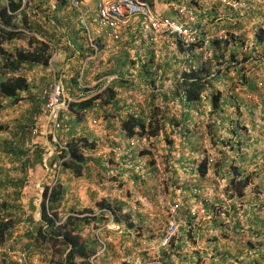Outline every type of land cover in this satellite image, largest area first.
Wrapping results in <instances>:
<instances>
[{"label": "trees", "instance_id": "16d2710c", "mask_svg": "<svg viewBox=\"0 0 264 264\" xmlns=\"http://www.w3.org/2000/svg\"><path fill=\"white\" fill-rule=\"evenodd\" d=\"M6 1V4L0 7V44L4 43V41L13 43L14 40L24 39L23 37H26L27 46L26 48H18L16 46H12V49H8L2 48L0 45V111L4 107L3 101L5 100L9 99L12 104H18L20 101L25 100L26 97L28 98L27 92L30 91V84L25 75L21 73L19 74L18 71L30 69L34 64H39L44 67L48 66L49 60L55 50L58 51L61 49L65 51V49H68L70 50L71 55H75V48H71L70 45L64 41V39L69 38V29L73 26L76 18L79 19L81 16L82 18H84L82 5L85 3L84 0H74L73 2L71 0H53L55 8L50 10V6H47L49 10H46L45 6H43L45 4L43 2H39L35 6L36 11L32 12V16L34 18L28 20L27 9L31 8V5L27 4V1ZM144 1H147L150 3V5H152L153 0ZM209 4H214L215 6L221 7L224 10L222 15L216 14L212 18L208 16V21H211V23L218 18L216 23H213L215 27L214 30L216 32H214L213 38H210L211 40L209 39L211 43L209 42L208 45H211V52L209 48L203 45L205 40L201 38L202 34H199L198 40L196 42H191L188 44H185L177 35H158L162 39L165 38L162 46L159 47V52H161V54H163L164 52L168 53V55L172 57V62L169 61L168 57L160 59L161 57L159 56L160 58L157 59L154 54V49L152 47L149 48V43L146 42V38H149L150 36H148L147 32L143 29L141 18L137 19L138 21L134 22L133 24V31L129 32L123 38V42L119 46L114 47L112 53L104 60L109 62L111 59L110 57H113L115 54L121 53L122 56L124 55L123 59L121 57V59L119 58L118 60H114V73L117 74V78L112 82V85L107 84L104 88L94 94L91 93V95H89L88 93L86 95L87 97L85 98L81 99L82 96H79V99H77L76 101H71L69 103L68 109L65 112H61L63 116H67V118L64 119L65 134L67 136H70V138L65 141L64 148H60L59 146H57L58 156L56 155L55 157H59L60 159V172L68 171L75 177L89 174L90 170L87 166H85V162L88 160H94H92L93 156L87 154L86 152H90L92 149H94L96 144L93 141L87 142L86 137L82 134L75 135L76 131L74 129V123L79 122L81 119L85 118L87 114L93 113L97 115L98 118H102L100 119V121H102V125L104 127L107 126V124L112 125L113 123L109 122L111 113L114 112L112 110V107L116 108L115 104L119 101H122V99L120 98L121 93H123L124 96L130 99L127 105H125L124 102L116 108L119 112L118 119L121 125V130L123 131L122 135L124 136V138H130L135 135L141 137L143 135H146L148 137H155L159 134V132H161V130L164 131V120L162 118H164L166 115L163 114L162 109L159 108L157 104H155L154 94L151 98L148 99L147 102L140 103L139 100L136 99V97L130 95V93L125 92H130V89H138L135 88L133 84V78H135L136 73L134 72L136 68L138 69L139 66L142 71L147 74L146 77L149 76V81L154 82L155 77H157V74L155 73L156 68L164 69V67H169L170 64H179L181 63V61L185 63V65L180 69V72H178L177 70L174 72L173 77L178 78L172 92L170 91L171 94L170 92H168L169 96H165V92H160V94L163 95L165 99L169 100V102H171V99L176 96L178 98L185 99L184 101L188 104H193L199 102L201 97H204V100H208L210 102L213 114L216 113V110L221 107L222 104L235 105L237 109H246L244 112H247L246 115L247 119L249 120V124L250 120H252L251 118L258 115V120L254 123H251V127L249 124L241 122V118H239L238 120H233L234 124H227L228 134L230 135L232 129L234 132L231 135L237 134V136L239 137V139H237L238 147L233 149V152H235V154L237 155L234 159V166H231L230 168H228L227 166L228 169L226 170V165H223L220 172L218 168L214 169L213 167H211L212 158L207 157V155L205 154V149L201 146H194V141L190 140L189 135H187L186 133L188 130L180 132L182 134L181 136H183L184 141L189 146L188 150L194 152L198 157H200V160L197 161L198 163L196 162V165L186 163L185 168L182 169L183 174H191L192 176H196L195 178H197V180H199L200 182L197 181L199 182V184H194L189 183L186 180L181 181L178 177V174L175 173V171L171 170L174 174L171 186L174 185L175 189L179 187V192H176V190H174L172 194L169 193V195H167V199L169 202H173L179 199L180 201H182V206L179 208L178 212L175 215H171L170 218H174L176 220L180 219L182 220V222L177 232L172 236V238L166 245L162 246L161 241L164 237L165 228H167L169 216L168 214L166 216L165 226H163V228H165L162 229V232H159L160 226L157 225L155 227L154 224H147V226L145 222L142 225L137 224L133 221L132 217L128 213H122L123 210L121 206H112L107 202L106 198H101L99 199L100 201L97 200L95 204H93L95 208L107 209L112 212L116 222H123V226L127 225L129 229H136L135 235L133 236V241H135V243L138 242L137 238L144 237L145 235L143 234H146V232L150 235L156 234L154 238L142 239L153 242L157 246V252L155 256L160 264H221V262L224 261V258H229L228 255L231 254H228V252L222 253V250H218L217 247H212V243L215 240H218L216 236L213 237L214 235L204 241L205 248L209 249L211 252L209 256L210 260H208L207 262H203L204 254L200 251V249L194 248L189 256L185 251H187L186 247L188 245L190 247L196 245V232L199 229L201 230L208 228V230L212 229V231H216L215 229H219L223 235L230 232L229 228L227 229L224 222H228L227 224L231 226L230 230L233 233L250 237V239H248L249 241H245L247 242V244L244 243L249 254L252 253V256H248V259L263 258L264 260V216L257 214L258 211L256 210L258 209L256 207H253L252 209L249 208L250 211H248L247 208L244 207V204H241V201H238L239 198L241 199L243 198V196H245V188H247L250 183V178L244 172V167H246L244 160L247 158L240 156V148L243 146L245 149H255L257 139L259 138L258 134H256L257 136L250 135L251 128L254 127L253 129L256 131L264 130V93H260L259 99H257V101H255L253 97H251L249 99L250 102L247 105H243V97L238 96L235 92L231 94V98H229V96H224L219 90L211 93L210 98L204 95V91H207V87L209 86L206 77L214 72H216L217 75V72L220 70L222 74H219V76L223 75V77L226 78L228 77L227 74H230L228 73V71L233 70V77L241 76L242 80H244L245 88L255 90L254 94H258V89L260 87L263 86L264 88L263 57L257 56V58L256 56L250 55L251 53L246 52L245 32H242L240 34L235 33L236 31H240L241 29H244V27H247L249 23L250 26L253 27L252 21L256 20L257 18L259 19L258 10L253 6L257 3L252 0V2H246V7H242L239 9L233 8L230 5H223L220 1L217 0L208 3L207 5ZM86 11H88L91 16H94V20H96V12L94 11V9L90 10L89 6L87 5ZM197 12L198 10L196 11V16L198 26L200 28L202 15L199 16V13ZM262 31L264 32V30ZM263 32H261V34L257 37V41H263L264 43ZM207 34L211 35L212 33ZM81 38L85 42L84 45L86 46L80 47V50H82V53L80 55H82L83 53H87L86 55L92 54L93 48L89 44L88 32L85 28L81 35ZM161 38H159L158 41ZM153 41L155 42V40ZM93 42L98 44L100 48L104 44L102 39L98 37L93 39ZM144 44H146V46ZM156 44H159V42H156ZM203 46H205L204 49H202ZM137 49H139L140 51V53L138 54L139 56L132 57L129 51ZM204 52H206V56L203 55ZM182 53L186 54L187 57H181ZM101 56L103 57V53L101 54ZM255 59H257V61ZM247 60H253L261 64L257 69L259 72L263 73V77H260L259 80L256 81L255 79H250L249 77H247V75L244 76L243 74L239 73L240 68L244 67V62H246ZM94 61L95 60L93 59L89 60V67L94 64ZM103 63L105 62H100L97 73L92 79H97L100 75L102 76V73H100V68ZM80 64L75 65L73 68L74 72L72 71L73 75H75L73 76L72 83H74L76 87H78L80 83H77L76 81L79 72L82 73L81 71L83 70L82 77L86 74L85 64L84 69L81 67L82 64L81 66ZM209 65L213 66L211 70L209 68ZM244 70L245 68H243V72H245ZM236 72H238V74ZM104 73L109 74L111 72H109L107 68V72ZM142 75L140 74V76ZM150 75L152 76L151 78ZM160 78L166 79L163 76H161ZM89 81L90 80H87V82L85 83H89ZM82 83L85 84L84 82ZM140 85L142 87V83H139L138 87H140ZM211 86L212 84H210L209 89L211 88ZM79 91H83L81 87H79ZM85 91L89 92L91 90L85 88ZM35 97H32L35 100V106H33L32 108L34 109L32 111L33 113L36 107L41 102L40 100L35 99ZM125 111L127 112V114H120L121 112ZM33 113H31L32 116L29 117L27 124L24 125L21 123L23 121L20 120L17 121L19 122L17 124H15L14 122V124H12L11 121L4 122L0 120V133H9L13 138L15 136L14 133H16L14 132V130H19L21 132V137L13 139L14 141H16L17 139L20 141L18 144L19 148H16L14 141H12V143L14 142L13 145H11L10 141L7 140L10 149L7 148L6 153L11 155L12 157H15V159H20L18 157L16 158V152L24 156L30 150L34 154V157H32L30 160H25L23 164L24 169L22 168V170L24 171L26 169L28 170V172L24 171L21 178L11 182V184L16 187L17 190V192L14 191V195L11 196L12 202L14 200H19L18 196L21 195L20 188H22L24 182L27 179L25 178L26 173L29 179V193L30 197H32L31 199L29 198L27 200L35 201L33 200V198L39 195V190L35 188V182L44 174L43 157L47 153L48 148L44 144H41L39 142L31 145V147L27 149L20 148L21 143L23 144V142L25 141L26 133L28 132L29 127L35 121V119L33 118ZM94 119L95 118H93V120ZM185 119L188 118L185 117L184 120ZM184 120L175 119L173 120L174 125L180 126L183 125L184 122L185 127ZM228 121L229 120H227L226 122ZM66 123L68 125V128L66 127ZM40 131L41 129L38 133H40ZM200 136L195 135V140ZM212 139H214V137H212ZM230 139V136H228L226 143H231ZM260 140L264 141V137L262 139H259V141ZM167 141L170 145V153H172V151H174V147L171 146L172 141L170 139ZM110 144L111 146L112 144L116 146L118 143L112 142ZM229 148L231 147L229 146ZM249 149H246V151H248ZM260 151L264 159V142L260 147ZM13 153L15 154V156ZM147 153L150 154L151 152H140L139 150H137V148H133L132 155L129 157V159L134 160L135 158H137L138 160L140 159L139 157H144ZM250 156L253 157L254 153L252 152ZM253 160L255 161V158ZM146 161L145 166H148H146V172L148 174H152V176L157 175L159 169L155 165L154 160H150V158H147ZM174 162L178 163L177 160L173 159L172 163ZM252 165L256 166L255 163ZM259 168L263 170L262 167L258 166L257 169ZM211 169H213V180L210 179L209 176H207L210 175L209 171ZM228 173H232V175L237 176L238 179L234 180L235 178H233L229 182H226V179L225 177H223V175H227ZM102 175V173L99 174V181L102 180ZM258 180L259 181L257 182V184L263 185L261 187L264 188V177L263 179L260 177ZM141 181L142 184H144L148 181V179H141ZM219 181H224L225 186L222 189L224 196L218 197L217 194H215L211 197H207V190H212V192L216 193L220 183ZM209 184H211V187H209ZM49 186L50 185L48 184L44 186V190L42 192V200L40 202V219L41 222L46 224V228H43V226H38V224H34V233L29 229V227L26 226L24 239L28 238V242H24L23 237H21L15 238V243L12 244L11 239L16 231V225L13 222L15 221V219L21 218L18 212V208L16 209V206H14V204L12 203L11 207H9V210L6 209L3 213H0V248L11 246L12 249H18L23 253L27 252L29 249L31 250V252H36L38 250L41 254L46 255V251H48V248L47 246L41 245V242L49 240L59 241L60 244L68 248V252L63 257V261H61V264H91L90 257L94 253V249L92 250L89 245L86 244V241L81 239L79 231L82 230L83 226L85 225H94V222H96V218L92 215H83L81 217H78L73 214H68L66 215L64 221L59 224L58 219H60V217L58 216L59 212L57 211V209L60 206H65L67 208L68 200L66 199V197L68 195V187L67 185L59 183L54 184L52 187ZM150 186L152 187V185ZM3 189L4 187L1 188L0 191ZM204 190L206 191L204 192ZM139 191L142 192L141 189ZM260 191L263 193L264 189L261 188ZM25 197H27V195ZM226 199L231 200L230 208L226 207ZM164 202L166 204L165 200ZM197 203H202L205 209L208 210L209 214L211 215L210 217L212 218V225L210 224L211 226H209L208 222L206 223V221L205 224H202V221L196 214H191V209L195 208ZM254 204L252 205L254 206ZM243 208H245V210H242ZM75 209L77 208H75L74 205L71 204L68 207L69 211H73L72 213H74ZM85 209H83L86 211L84 213H93V211H91V208L88 207ZM240 210L243 211L241 219L239 218ZM76 213L81 214L82 210L81 212ZM120 215L123 216L120 217ZM26 217L28 222H31L33 220L31 215L26 214ZM145 225L147 226V229L143 230L144 232H142V235L140 236V231ZM185 235L188 236L185 237ZM237 245L239 244H236V246ZM207 253L208 252H205V254ZM0 254L4 255L3 258H8L6 252H0ZM146 254L147 253H142V255ZM107 255V252L101 254V256L98 258L100 260L99 264L108 263L106 262ZM180 256L181 258H179ZM184 256L187 257L186 260H183L182 257ZM29 257H31V255ZM8 259L10 260V258ZM243 259H246V256H244ZM25 260V257L19 256V259L16 260L15 263H22ZM241 261L242 264H244L242 259ZM28 262L30 261L28 260ZM257 264L263 263L262 261H260Z\"/></svg>", "mask_w": 264, "mask_h": 264}, {"label": "rangeland", "instance_id": "374dc122", "mask_svg": "<svg viewBox=\"0 0 264 264\" xmlns=\"http://www.w3.org/2000/svg\"><path fill=\"white\" fill-rule=\"evenodd\" d=\"M26 1H27V4L31 5V8L27 9V19L28 20H31L34 18L32 16L33 15L32 12L36 11L35 6L39 2L40 3L43 2L45 4L43 6H45L46 10H49L47 8V6H50V10L55 8L53 0H23V2H26ZM71 1H73V0H71ZM84 1H85V3H84L85 5L84 4L82 5L84 18H82V16L79 19L76 18V20L73 23V26L69 29V33H68L69 38L64 39V41L67 42L71 48H75V50H80L81 46H84V47L86 46V45H84L85 42L81 38V35L84 31V28L87 30L89 27L91 30V33L94 35V28H95L94 16H91L88 13V11H86V6L88 5L90 10H93L95 0H84ZM6 2H7L6 0H0V7L4 6L6 4ZM164 2H166V0H164ZM168 6H169V4H168ZM154 9H155V7H154ZM172 16H175V14L172 13ZM140 18L141 17H135L134 18L135 22H137L138 21L137 19H140ZM84 21L88 25L87 27H86V24ZM262 29H264V27H260V29L258 31L261 32ZM23 38L24 39L14 40L13 43H10L8 41H4V43H1L0 45L2 48H8V49L9 48L12 49V46H16L18 48H26V46H27L26 37H23ZM62 38H65V37H62ZM162 44H163V41L160 42L158 44V46L160 47V46H162ZM144 45L146 46V44H144ZM262 53L264 55V50L262 51ZM90 57H91V59H93L95 61H94V64L90 67H89V62H88V68H86V70H85L87 72L86 74H87L88 78L85 75L82 77V74H83V70H82L81 71L82 73L79 72V75L77 76V79H76L77 83H79V82L85 83V82H87V80H90L89 83H85V84L82 83L81 84V88L83 91H79V88L77 89L76 85L74 83H72V79H73V76H75V75H73L74 66L79 65L80 62L83 66L84 64L82 61H84L85 57L82 58V56L78 55V53H77V56H73L70 54V50H68V49H65V51H63L61 49L58 51L55 50L54 53L52 54L50 60H49V64L47 67L41 66L39 64H34L30 69L18 71L19 74L21 73V74L25 75L29 84L31 83L30 84L31 91H33L35 93H32V95L31 94L28 95L29 99L26 97L25 101L21 102V103L19 102L18 106L15 108H12V106L5 105L4 104L5 101H3L4 107L0 111V117H2L3 115L7 116L8 118L11 117L12 118L11 119L12 124L19 123V122H17L21 118L19 114L24 112L25 110H27L28 111L27 114L29 115V112L32 110V108L30 107V106H32L31 101L34 100L32 97L37 96V99L41 101L40 95H41L42 88L44 87V85L48 81L52 80L54 77L58 81H61L62 86L63 85L65 86V87H63L64 95L67 98H71L72 101H76L77 99H79V96L84 97L88 93H89V95H91V93L94 94L97 91H100L101 90L100 88L103 85H107L111 81L116 80V77H113L114 75L112 72L109 74L104 73V72H107V68H108L107 67L108 63L106 61H104L105 58H103L104 55H103V57L100 54L97 56H94V54L92 53V54H90ZM68 59H69V61H68ZM87 61H89V60H87ZM101 61L106 62V63H103L101 65V68H100V73H102V76L100 75L101 77L99 76L97 79H92L95 76V74L97 73V69H98V66H99ZM0 62H1V58H0ZM81 64H80V66H81ZM242 67H243V65H242ZM243 68H245V67H243ZM243 68H240V70L239 69L238 70H239L240 74H243L245 76L246 72H243ZM138 69H139L138 72L137 71L134 72V73H136V75H135V78H133V84H134L135 88H138V89H136V90L130 89V92H127V91H125V92L130 93V95L136 97V99L139 100L140 103L141 102H143V103L147 102L148 99L151 98L154 94L155 104L157 103L159 108L162 109L163 114L166 115L164 117L165 119L162 118L164 120L163 121L164 131L161 130V132H159V134L155 137H148L146 135L142 136V139L144 140V142L147 146V149L150 150V152H151L150 154L147 153L146 156L139 157L140 159H138V160H137V158H135L134 160H131V159H129V157H126L125 154L123 153V156H125V157L121 159L122 152L115 154L114 152L111 151L110 146L107 145V144H110L113 142V140H114L113 137H115V138L117 137V134H114L113 131H118L119 125L117 123H115L113 130H111L110 132H105V127L102 125V121H100V118H98V116L93 114V113L92 114L89 113L86 115L89 118L85 117V118L81 119L79 122L74 123V129L76 131L75 135L82 134L83 136L86 137L87 142L93 141L96 144L94 149H92L90 152H86L87 154L93 156L92 160H94V161L88 160L85 162V166H87L90 170L88 175L84 174L83 176L75 177L72 173H70L68 171L67 172H60V167H59L60 159H59V157H55V156L58 154L57 146H59L61 148L60 145H63V141L66 140L65 135L64 134L62 135L60 142H55L52 139L51 126H50L49 122L46 121L45 117L39 119V122H41V121L43 122V123L41 122V125H40L41 131H40V133H38L33 138L32 144H27L26 140H25L23 142V144L21 143V145H20L21 149H27V148H30L31 145L39 142L41 144H44L48 148L47 153L43 157V159H44V161H43V164H44L43 180H44V182H52L55 180V178H57V180H61V182H62V180H66L67 186L69 188H72L73 187L72 181L78 179V186L76 183V187L78 188V190L84 189L85 185H88V187H90L89 186L90 184L96 183V186L92 185L93 188L91 189V192L93 194L95 193L97 196H91L92 198H90V201H85L86 203H83L84 206H88V205L91 206L89 208H91L92 209L91 211L94 212L91 215H93L94 217L96 216L95 217L96 222H94V225L92 224L90 226H87L88 229H86V230L84 229L83 233L79 232V234L81 235L80 236L81 239L86 241V244H88L91 249H101L102 245L100 242L101 238H100L99 234L101 235V237L108 244V246H107V249H108L107 254L108 255L106 257V262H108L107 264H153L154 261L157 262L158 260L155 256V254L157 252V246L153 242L144 240V239L154 238L156 236V234L150 235V234H147V232H146L147 235L143 234L145 236L142 237L144 239L136 237L138 239L137 240L138 242L135 243V241H133V236L135 235L136 229H129L127 227V225H124L123 229L121 228L122 230L120 229L117 231H112V230L108 229L105 226L109 220L108 215H106V213L104 214V213L100 212V210L98 211V208H95L93 206V204H95V202L97 200L100 201L99 199H101V198H106L107 202L109 204H111L112 206H116V207L121 206L123 212L128 213L132 217L133 221L139 225L143 224V218L145 216L147 217L148 216L147 214H149L150 217L148 216L147 217L148 219L144 220L145 223L146 224H154L155 227L157 225L160 226L159 232H162V229L165 228V227L163 228V226H165L166 216H167L166 210L164 212L160 213L161 210H164L166 208V204L164 202V199H161L160 196L155 195V192H151L149 195H146L144 193V190H146L149 187V186H147L146 183H144L145 187L143 188L142 192L139 191L140 188H138L136 190H134V188H137L136 186L142 185L141 179H148V181H152L154 184L163 183L162 184L163 189L168 194L169 193L172 194L174 192V190H176V192H179V187L175 189L174 185L171 186V182L173 181L172 178L174 177V174L171 170L175 171V173L178 174V177L180 178L181 181L185 180V177H187V176L189 177L192 175L191 174H189V175L183 174L182 169L184 166L183 165L184 160L187 158V160H193L194 163H196L197 161L200 160V157H198L197 154L188 150L189 146L184 141L183 136H178V134L177 135L174 134L176 131L180 132V126L174 125V121H172V120L178 119L179 109L181 108V106H176L175 111H177V114L175 117H169V115L166 114V112H168L167 108L172 109V107H174V105H172L170 107L168 105V103H172L173 100L178 98V97L175 96L173 99H171V102H169V100L165 99V97L163 95H161L160 92L163 91V92H165L164 95L166 94L165 96H169L168 92H170V91L172 92V90L176 84H174V86L172 88H170L171 83L170 84L160 83L163 81V79L160 78L161 76H163L164 78H167L166 73L163 72L164 69H161L160 71H158L160 68H156L155 73L157 74V77L155 78L154 82L149 81V76L146 77L147 74H145L142 71L140 66L138 67ZM220 71L217 72L218 76L213 78V79H215L214 82L211 83V81H210V84H212V86L210 89H208V92H207V96L209 98L211 96V93L215 92L216 90H219L226 97L229 96V98H231V94L233 92H235V93H237L238 96H242L243 98L247 99L246 104H245V105H247V104H249L248 100L251 97H253V99L255 101H257V99H259L260 93L261 92L264 93L263 86L258 89V94H254L255 90H251L249 88L246 89L244 80H242V77L240 75H238L240 77H236V76L233 77V75H232L233 70L228 71V73H230V74L229 75L227 74V76H228L227 78L223 77V75L219 76ZM236 73L238 74V72H236ZM263 73L259 72L257 69V73H255L253 75L255 80L257 81V80H259L260 77H263L262 76ZM140 74L141 75L143 74V75L140 76ZM151 77L152 76L150 75V78ZM137 83L138 84L142 83V87H141V85H140V87H138ZM158 84H160L161 86ZM83 85H86V86L82 87ZM85 88H88L91 91L86 92ZM171 92H170V94H171ZM34 94H36V95H34ZM34 103L35 102H33V106H35ZM209 103L210 102L208 101V105H206V104L200 105V109L202 110V117H198L197 120L194 117H190V120L188 121L190 129H188V131L186 133L187 134L192 133V135L189 138H190V140L194 141V143H193L194 146L203 147L205 149V154L207 155V157L212 158L211 167H213L214 169L218 168L219 172H220L223 165L224 166L226 165V170L228 168H230L231 166H234L233 165L234 159L236 158V155H237V154H235V152H233V149L238 147L237 139H239V137L237 136V134L231 135L234 132L232 129H231L230 135L228 134L227 124H234L233 120H235L236 117L238 119L241 118V122H243V123L246 122L247 124H249V120L247 119V115H246L247 112H244L246 110L245 108H238L237 109L235 107V105H231V104H230L231 108H230L229 104H222L221 107H222L223 111L221 112V114L228 113L231 111V109H233L234 112L236 111V116L233 118H227L224 121L221 120V118L217 119L216 115L213 114L211 106L209 105ZM29 107L31 109H29ZM67 109L68 108L64 109L63 112H65ZM113 111H115V110H113ZM22 114H24V113H22ZM116 114L119 117V112H117ZM116 114L111 113V117H113V123L115 122ZM120 114L125 115V114H127V112L126 111L121 112ZM92 116H95V117H92ZM64 117L65 116H63V119L67 118V116L65 118ZM257 117H258V115L253 116V118H251L252 120H250V124L257 121L258 120ZM93 118H96L95 121H93ZM200 119H202V120H200ZM227 120H229V121L226 122ZM230 120H231V123H230ZM118 121H119V119H118ZM43 124H44V126H43ZM251 126L252 125H250V127ZM259 126H260V124H259ZM66 127L68 128L67 123H66ZM185 128L186 127H182L181 131H185ZM253 128H251L250 135L257 136L256 134H258V138L262 139L264 137V130L256 131ZM98 132H100V133H98ZM102 132H105V134ZM0 134L6 135V132H2ZM48 134H50V135H48ZM195 135H197V136L201 135V136L195 140V137H194ZM228 136H230V138H231L230 139L231 143H229V142L226 143ZM212 137H214V139H212ZM169 139L172 141L171 146L174 147V151H172V153H170V145L168 144V141H167ZM259 139H257L255 149L246 148V149H249L248 151H246V149L243 146L241 147L242 149L240 148V156L247 158L244 160V163L246 166V167H244V169H245L244 172L250 178V185H248L247 188H245L246 193H245V196L242 198V200H243L242 202L246 207L249 206V208H250V204L255 203L256 205L254 207H256L257 209L260 208L261 210H263L264 209V195L260 191L261 186H263V185H259V184H257V182L259 181L258 179L260 177L262 179L264 177V159H263L262 153L260 151V147L264 141L263 140L259 141ZM14 142H15L16 148H19L18 144L20 141L17 139ZM229 146L231 148H229ZM145 152H147V151H145ZM252 152L254 153L253 157L250 156V154ZM3 153H4L3 151H0V154L3 155ZM110 153L111 154L114 153V155H111V157H110V155H109ZM154 154H156V157H158L159 172L157 175L152 176V174H148L146 172V168L148 166L146 165L147 166L146 167L145 163L147 162L146 161L147 158L148 159L150 158V160H154ZM14 156H15V154H14ZM17 157L20 159H15V157H12L11 155H9L7 153L5 155V158L7 159V161H10V160L12 161L13 167L11 170V174H13L12 178H14V179H19L20 174H23L24 171L28 172V170H26V169L24 171L22 170V168L24 169V166H23V164L25 162V160L23 159L24 156L19 154L18 152H16V158ZM254 158H255V161L253 160ZM173 159L177 160L178 163H175V162L172 163ZM254 163L256 166L252 165ZM227 166H228V168H227ZM258 166L262 167L263 170L260 168L257 169ZM47 168L50 169V172L47 171ZM100 173L103 174L101 176V179L103 181L102 180L101 181L107 182L106 185L105 184H103V185L99 184L100 181L98 178H99ZM209 174L210 175H207V176H209V178L213 180V175H212L213 169H211L209 171ZM164 177H165V181H164ZM223 177L227 178V180H231L232 178H235V177L238 178L237 176L232 175V173H228L227 175L224 174ZM189 178L191 180V177H189ZM44 182H43V184H45ZM131 182H132V184H131ZM191 182L195 183V180H191ZM45 185H41V189H43ZM219 185L220 186H218V190L220 188L223 189V187L225 186L224 181H221L219 183ZM209 187H211V184H209ZM127 189H130L131 191L127 190ZM119 192H121V193H119ZM207 192H212V191L207 190ZM147 193H149V192H147ZM118 194H121L120 197H122L123 199H121ZM12 195H14V192L12 193ZM39 195L34 197L35 199L33 198L35 201L26 200L27 199V197L25 198L26 194H22V195L18 196L19 197L18 201H16V200L13 201V204H14V206H16V209L18 208V212H19V215L21 216V218L15 219V221L13 222L16 225V229H15L16 231L13 234L12 239H11L12 244L15 243L14 242L15 238L23 237V240H24V233H26V228H25L26 226L29 227V229L32 230L33 232H34V229H33L34 224H38V226H43V228H46V224L41 222V219H40L41 218V207L39 204V199H40ZM163 196H164V194L162 195V197ZM136 199H137V201H136ZM156 199H157V201H156ZM127 200H128V202H127ZM75 201H76V199H75ZM90 202H92V203H90ZM86 204H88V205H86ZM74 206H75V203H74ZM258 206H259V208H258ZM85 208H88V207L82 208L83 214H87V213H84V212H86ZM83 209H85V210H83ZM60 210L62 212L60 215L58 213V216L60 217V219H58L59 224L64 221V219L66 218V215H68L69 213L72 214V212L68 210V207L66 208L65 206L64 207L60 206L57 209V211L59 212ZM155 212H157V213L155 214ZM26 214L32 216L33 222L27 221ZM122 216L123 215H120V217H122ZM210 224L212 225V219L209 222V226H211ZM147 226L145 225L143 227V229H141L140 236L142 235V232H144L143 230L147 229ZM98 227H103V229H101L95 235V230H97ZM226 227L228 229L229 224H226ZM83 228H84V226H83ZM230 232H228L227 234H224V235L223 234L219 235L218 232H216V231H211L210 233L209 232L206 233L205 229H201L202 238H199V240H201L204 243L205 240L212 237L213 235H214L213 237L216 236V238L218 240L220 238L221 239L227 238V240L231 239L234 242V246H235V248L233 247L234 249L232 248L233 250L231 251V253H234L235 255L237 254V258H238L237 260H239L243 256V253L245 255L252 256V253L248 254L249 252L244 245V243L247 244V242H245V241L250 239V237L241 235L238 237L237 240H235L234 239V233L233 232L230 233ZM230 234H233V238L230 237ZM136 236H138V235H136ZM187 236L185 235V237H187ZM93 237H95V238H93ZM196 238H197V236H196ZM136 244H138V245L135 246ZM236 244H239V245L236 246ZM41 245L47 246V248H48V251H46V255L44 257H42V254L37 250L36 252L32 253V255L29 259L26 258V260L23 261L22 263H15V264H61L62 263L61 261H63L62 260L63 257L68 252V248L64 247L62 244H60L59 241H52V240L43 241V242H41ZM132 246L134 248H132ZM196 247H197L196 245H194L192 247H190L188 245L186 247L187 251H185V252L189 256L190 253L193 251V249L194 248L196 249ZM200 251L203 252V254H204L203 259H206L207 261L210 260L209 256H210L211 252H208L207 254H205V251H203L202 249ZM142 253H147V254L142 255ZM179 258H181V256ZM182 258H183V260L187 259L186 256H184ZM226 259L223 262H221V264H238V262L234 259H231V260H226ZM28 260L31 263L28 262ZM33 260H36V261H33ZM98 260L96 259V263L95 262L94 263L98 264V262H100V260L99 261ZM206 260H203V262ZM256 260H259V261H256ZM260 261H262V263L264 264L263 258L252 259V262L250 264H257ZM25 262H27V263H25ZM202 264H204V263H202Z\"/></svg>", "mask_w": 264, "mask_h": 264}, {"label": "crops", "instance_id": "0c3cea01", "mask_svg": "<svg viewBox=\"0 0 264 264\" xmlns=\"http://www.w3.org/2000/svg\"><path fill=\"white\" fill-rule=\"evenodd\" d=\"M194 0H181V3H182V5H184V6H186V7H191V8H195V9H197L198 10V12L197 13H199V16H201L202 17V19H201V24H200V28H199V30H200V34H202V37L201 38H203L205 41L207 40V45H206V47L207 48H209V50H210V52H211V45H208L209 44V42H210V35H208L207 33H212V34H214V32H216L214 29H215V27H214V24L213 23H216V21L218 20V18L216 19V20H214L212 23H211V21H208L209 20V17L208 16H210V18H212L213 16H215L216 14L217 15H222V13L224 12V10L221 8V7H218V6H215L214 4H209V5H207L208 4V2H204V1H201V0H195L194 2H193ZM257 4H255V5H253L254 6V8L255 9H257L258 10V13H259V19L257 18L256 20H254V21H252L253 22V27H251L250 26V23L247 25V27L243 30V29H241L240 31H236L235 33L236 34H240V33H242V32H245V39H246V52H249V53H251L250 55H252V56H259V55H257V54H260V53H262V51L264 50V46H260L259 48L261 49L260 51H256L255 49H254V46L256 45V44H259V42L256 40V37L259 35V31H258V29L260 28V27H263V24H264V0H254ZM248 2H252V0H248ZM173 1H171V0H166V2H164V0H153L152 1V8L154 9V7H155V11H157L158 13H161V14H165V15H169V16H172V13H173V9H172V5H173ZM168 4H169V6H168ZM172 4V5H171ZM215 4H217V3H215ZM248 7H249V5H248ZM205 32H206V34H205ZM211 34V35H212ZM159 38H161L160 36H157V38H155L154 40H155V42L153 41V40H151V39H149V38H146V42L147 43H149V48L150 47H152L153 49H154V54H155V56H156V58L158 59V58H160V59H162V58H164V57H168V59H169V61L170 62H172V57L171 56H169L168 55V53H163V54H161V52H159V46H158V44H156V42H164V39H160L159 41H158V39ZM210 39V40H209ZM209 40V41H208ZM167 41V40H166ZM211 43V42H210ZM260 43H262L263 45H264V43H263V41H261ZM121 49H123V48H121ZM244 50H245V48H244ZM118 51V50H117ZM116 51V52H117ZM130 52V55L132 56V57H138L139 55V53H140V51H139V49H137V50H132V51H129ZM77 53H78V55H80L81 53H82V50H75V55L74 56H77ZM191 53H194V52H191ZM87 53H83L81 56H82V58L83 57H85L84 58V61H82L83 62V64H85V70H86V68H88V62L89 61H87V60H90L91 59V57H90V55H86ZM141 55V54H140ZM168 55V56H167ZM188 55V54H187ZM124 56V55H123ZM123 56H122V54L121 53H119V54H115L113 57H110L111 59H110V61L108 62V61H106L107 63H108V65H107V67L109 68L108 69V71L109 72H112L113 73V77H116L117 78V74H115L114 72V66H115V64H113L114 63V60H118L119 58L121 59V57H122V59H123ZM160 56V57H159ZM252 56H250V57H252ZM181 57H187L186 56V54H184V53H182L181 54ZM258 58V57H257ZM181 59V58H180ZM256 61H257V59H255ZM68 61H69V59H68ZM67 61V62H68ZM256 61H253V60H247L246 62H244V67H245V72H246V75H247V77H249L250 79H255L254 78V74L255 73H257V68L261 65L260 63H257ZM105 62V63H106ZM185 65V63L183 62V61H181V63H179V64H170V66L169 67H164V72L166 73V79H163V81L162 82H160V83H168V84H170L171 83V86H170V88H172L173 86H174V84H176V80H177V78L178 77H173V75H174V72L177 70L178 72H180L181 70V68H182V66H184ZM187 65V64H186ZM137 66V65H136ZM212 67L213 66H211V65H209V68H210V70L212 69ZM117 69V68H116ZM138 70L139 69H136L135 71H137L138 72ZM161 69H159V71H160ZM87 73V72H86ZM214 74H215V76L214 77H216V76H218V75H216V72H214ZM219 74H222L221 73V71H220V73ZM85 76L87 77V74H85ZM88 78V77H87ZM156 78V77H155ZM207 78H208V76H207ZM209 79V78H208ZM211 79V78H210ZM214 80L215 79H212L211 80V83H213L214 82ZM112 82L113 81H111L109 84L110 85H112ZM31 84V83H30ZM86 85H83V87H85ZM104 86H106V85H103L102 86V88H104ZM63 87H65L64 85H63ZM79 87H81V84H79V86L77 87V88H79ZM30 91H28L27 92V95H32V93H35V92H33V91H31V86H30ZM37 93V92H36ZM34 95H36V94H34ZM38 95V94H37ZM120 98L122 99V101H119L118 103H116L115 104V107L117 108L118 106H120L121 104H123L124 102H125V105H127V103L130 101V99L128 98V97H126V96H124L123 95V93H121V95H120ZM29 99V98H28ZM35 99H37V96L35 97ZM243 100H244V102H243V105H245L246 104V100L247 99H245V98H243ZM25 100H22V101H20V103L21 102H24ZM31 101V100H30ZM35 100H32L31 101V105L32 106H30L31 108H33V102H34ZM249 102H250V100H248ZM204 102V100H200L199 102H196V103H193V104H188V103H186L185 101H184V99H181V98H176V99H174L173 100V102L172 103H168V105L171 107L172 105H174V107H172V109H169V108H167L168 109V112H166V114L167 115H169V117H175L176 116V114H177V111H175V108H176V106H181V108L179 109V117H178V119H176V120H179V119H181V120H184V118L185 117H187V118H189V117H194L196 120H197V118L198 117H202V110L200 109V105L202 104ZM5 105H7V106H12V108H15V107H17L18 106V104H12L11 102H10V100L8 99V100H5V103H4ZM157 104V103H156ZM110 105H113V104H110ZM29 107V109H31ZM116 108H113L112 107V110H115L114 112H112L113 114H116L117 112H118V110L116 109ZM32 111H33V109L29 112V115L27 114L28 113V111L27 110H25L24 112H22V113H24V114H22V113H20L19 115H20V121H23V122H21L23 125L24 124H27V122H28V120H29V117L31 116V113H32ZM123 115V114H122ZM215 115H216V118L218 119V118H221V120H226L227 118H233V117H235L236 116V114L234 113V112H228V113H224V114H221L220 112H216L215 113ZM86 118H89L88 116H86ZM118 115L116 114V117H115V122L113 123V117L111 118L110 117V121L109 122H112L113 124L112 125H109V124H107V126H105V132H110L111 130H113V127H114V124L115 123H117L119 126H118V128H119V130L118 131H113L114 132V134H117V137L115 138V137H113L114 138V140H113V142H115V143H118L116 146L114 145V144H112V146H111V144H107V145H109L110 146V148H111V151L112 152H114L115 154L116 153H121L122 152V156H121V159L122 158H124L125 156L126 157H130L131 155H132V148H129L128 146H127V144L125 143V140H126V137L124 138V136L122 135L123 134V131L121 130V125H120V123H119V121H118ZM11 117L10 118H8L7 116H2V117H0V120H2V121H4V122H9V121H11ZM14 119V118H13ZM16 119V118H15ZM100 119H102V118H100ZM203 119V118H202ZM202 119H200V120H202ZM173 120H175V119H173ZM172 120V121H173ZM185 121V129H190V126H189V123H188V121H187V119H185L184 120ZM109 125V126H108ZM182 127H184V122H183V125H180V130L182 129ZM14 132H16V133H14V137L12 138L11 136H10V134L9 133H6V135H2V134H0V151H3L4 153H3V155L2 154H0V189L1 188H3L4 187V189L3 190H1L0 191V213H3L6 209L7 210H9V207H11V204L13 203L12 202V200H11V195H12V193L14 192V191H16L17 192V190H16V187H14L12 184H11V182H13V181H15L16 179H14V178H12V175L13 174H11V170H12V161L10 160V161H7V159L5 158V155H6V150H7V148H9L10 149V146H9V144H8V142H7V140H9L10 141V144L11 145H13V143H12V141H14L13 139H15V138H19V137H21V132L18 130H14ZM105 132H102V133H104L105 134ZM119 134H118V133ZM98 133H100V132H98ZM176 133V135H177V133H179L178 131H176L175 132ZM174 133V134H175ZM103 134V135H104ZM113 134V135H114ZM182 134L181 133H179L178 134V136H181ZM187 135H189V137L192 135V133H190V134H187ZM47 136V135H46ZM102 137V136H101ZM102 153V152H101ZM114 153H110L109 155H110V157H111V155H114ZM123 153L125 154V156H123ZM178 153V152H177ZM14 154V153H13ZM120 155V154H119ZM105 156V155H104ZM109 157V156H108ZM186 160V161H185ZM184 160V162H183V168H185V164L187 163H189V164H195L196 165V163H194V161L193 160H187V158ZM102 162V161H101ZM173 162V161H172ZM31 170V169H30ZM47 171L49 172V169L47 168ZM44 175V174H43ZM43 175L41 176V177H39V179L38 180H36V182H35V188H37L38 189V187H37V182H39V181H43L44 182V180H43ZM23 176V174H20V178ZM25 178H27L26 179V181L24 182V184H23V186H22V188H20L21 189V195L22 194H26L27 195V199H31L32 197H30V193H29V187H28V177H27V174H26V177ZM80 179V178H79ZM185 180L187 181V182H189V183H193V182H191V180H195V183L194 184H199V180H197V178H191V180H190V178H188V177H185ZM103 181V180H102ZM102 181H100V185H103V184H107V182H102ZM197 181H199V182H197ZM67 181L66 180H62V182H61V180H58L56 183H59V184H64V185H67V183H66ZM73 182V187L72 188H69L68 186V195H67V197H66V199L68 200V206L67 207H69V205L71 204V205H74V201H75V199H76V201H75V208H77V209H75V211H74V213H72L73 215H75V216H78V217H81V216H83V215H86V214H79V213H76V212H80L81 210H82V208H84V207H91V206H89L88 204H86V205H88V206H84V204L83 203H86L85 201H90V198H92L91 196H97L95 193L93 194L92 192H91V189L93 188L92 187V185H95L96 186V183L94 184V183H92V184H90L89 186L91 187H88V185H85V188L84 189H82V190H78V188L76 187V183H77V186H78V179L77 180H73L72 181ZM220 182V181H219ZM45 184H48V185H54V184H56V183H54V181H52V182H44ZM131 184H132V182H131ZM146 184H147V186H149L146 190H144V193L146 194V195H149L151 192H154V190H155V184L152 182V181H147L146 182ZM150 185H152V187L150 186ZM129 187V186H128ZM127 187V188H128ZM137 188H134V190H136V189H138V188H140V189H142V191H143V188L145 187L144 186V184H142V185H140V186H136ZM262 189H264L263 187H261ZM103 190V189H102ZM127 190H130V189H127ZM114 191V190H113ZM206 190H204V192H205ZM212 191V190H211ZM115 192V191H114ZM147 192H149V193H147ZM117 193V192H116ZM119 193H121V192H119ZM206 194H210V196H212V194H213V192H207L206 191ZM263 195H264V191H263V193H262ZM28 195H29V197H28ZM119 195V197L121 196V194H118ZM123 195V194H122ZM88 196V197H87ZM124 196V195H123ZM209 196V197H210ZM161 197V196H160ZM26 198V197H25ZM121 199H123L122 197H120ZM26 199V200H27ZM35 199V198H34ZM33 199V200H34ZM161 199H162V197H161ZM137 200V199H136ZM156 201H157V199H156ZM73 203V204H72ZM90 203H92V202H90ZM226 207H230L231 206V204L228 202V201H226ZM99 211V210H98ZM61 210L59 211V215L61 214ZM73 212V211H72ZM147 212V211H146ZM161 212H164V210H161L160 211V213ZM94 213V212H93ZM70 214V213H69ZM88 214V213H87ZM156 214V213H155ZM257 214H260V215H263L264 216V210H259L258 209V212H257ZM146 219H148L146 216L143 218V223L145 222L144 220H146ZM205 221H206V223L208 222L207 220H202V224H205ZM242 222H243V220H242ZM209 224V223H208ZM147 225V224H146ZM87 226H90V225H85L84 226V228L82 229V230H80L79 232L80 233H83V231H84V229L86 230V229H88L87 228ZM45 227V226H44ZM86 227V228H85ZM230 225H229V231H231L230 230ZM198 228V227H197ZM200 230V229H199ZM199 230H197V232H196V236H197V243H196V248H198V249H202L203 251H205V252H210V250L209 249H206L205 248V243H203L201 240H199V238H202V234H201V230L199 231ZM212 231V229H209L208 230V228H205V232L206 233H210ZM230 233H232V231L230 232ZM239 236H241V235H238V234H236V233H234V239L235 240H237L238 239V237ZM230 237L231 238H233V234H230ZM24 242H28V238H26V239H24L23 240ZM200 244V245H199ZM212 247L213 248H215V247H217V249L218 250H222V253H227L228 252V254H231V255H228L229 256V258H224V260L226 259V260H231V259H234V260H236L237 262H238V264H242V261H241V259L243 260V262H244V264H250L251 262H252V259L253 258H250V259H248V255H245L244 253H243V256L239 259V260H237L238 258H237V254L235 255L234 253H231V251L235 248V246H234V242L231 240V239H229V240H227V238H224V239H219L218 241L217 240H215L213 243H212ZM32 247V246H31ZM234 247V248H233ZM233 248V249H232ZM227 249H228V251H227ZM246 251V250H245ZM249 254V253H248ZM3 256L4 255H2V254H0V264H15V262H12V261H10L8 258H3ZM232 256V257H231ZM244 256H246V259H243L244 258ZM204 260H206V259H204ZM33 261H36V260H33ZM205 262H207V260L205 261ZM27 263V262H26ZM31 263V262H30Z\"/></svg>", "mask_w": 264, "mask_h": 264}, {"label": "built area", "instance_id": "2783aa9c", "mask_svg": "<svg viewBox=\"0 0 264 264\" xmlns=\"http://www.w3.org/2000/svg\"><path fill=\"white\" fill-rule=\"evenodd\" d=\"M201 1L211 3L215 0ZM217 1H220L223 5H230L236 9L246 7V2H248V0ZM172 8L175 12V17L155 12L150 7L148 2L143 0H96L95 12L97 19L95 35L98 38L102 39L104 44L100 48L98 44L91 42V46L94 50V56H96V54L100 52V50H102V53L104 55L103 58H107V56L112 53L113 48L116 45L119 46L123 42V38L129 32L133 31L135 17H141L143 29L147 32L148 36H150L152 40L157 38L158 35H177L185 44L196 42L199 36V26L196 16L197 10L193 8H186L178 4H174ZM90 41L92 40L90 39ZM205 42L206 41H204V43ZM204 48L205 46H203L202 49ZM203 55L206 56V52H204ZM85 97L87 96L81 97V99ZM40 98L41 102L36 107L33 113V118L35 119V121L32 123V125L28 129V132L26 133V143L32 144L33 138L38 134L40 130L39 119L43 117L46 118V121L49 122L51 126L52 139L55 142H60L63 135L62 132L65 130V123L61 115V111L68 108V105L72 101V99L65 97L61 81H58L55 77L44 85L41 91ZM65 141H63V145H60L61 148H64ZM128 146L130 148H137L140 150L147 148L145 142L138 136L130 137L128 139ZM33 155V152L29 150V152L24 155L23 159L30 160ZM154 161L156 162V166L159 167V161L158 157H156V154H154ZM55 182L56 178L54 180V183ZM36 184L40 194L39 204H41L40 202L42 200V192L44 190V188L41 189V185L44 184L42 180L37 182ZM52 186L53 184L49 187ZM155 191L158 194H163L162 186L157 185ZM206 195L210 196V194ZM164 200L166 201L167 214L169 216L167 228H165L164 237L161 241L162 246L166 245L169 242L172 236L177 232L182 222V220L180 219L176 220L174 218H170L171 215H175L178 212L179 208L182 205L181 201L178 199L173 202H169L166 195H164ZM102 212H107L106 215H108L109 217V220L105 226L113 231L120 230V225L113 220V213L106 209H102ZM194 212L199 213L203 219H208L207 211L202 203H200L196 207V210H192L191 213ZM100 242L102 243L100 252H103L106 249V245L102 240H100ZM0 252H6V254L8 255L7 257L10 258V261L13 262L18 260L19 256L29 258V256L34 253L31 252L30 249L27 252L23 253L18 249H12L11 246L1 247ZM44 256L45 255H43V257ZM153 264H160V262L154 261Z\"/></svg>", "mask_w": 264, "mask_h": 264}, {"label": "clouds", "instance_id": "9594fccd", "mask_svg": "<svg viewBox=\"0 0 264 264\" xmlns=\"http://www.w3.org/2000/svg\"><path fill=\"white\" fill-rule=\"evenodd\" d=\"M74 1V0H73ZM72 1V2H73ZM144 1V0H143ZM171 1H173L174 3H173V5L174 4H178V5H182V3H181V0H171ZM95 2H96V0H95ZM95 2H94V11H95ZM147 2V1H146ZM148 4L150 5V3L148 2ZM172 5V4H171ZM173 5L171 6V7H173ZM182 6H184V5H182ZM150 7L152 8L153 6L152 5H150ZM184 7H186V6H184ZM186 8H190L191 9V7H186ZM153 9V8H152ZM173 9V8H172ZM193 9H195V8H193ZM154 10V9H153ZM197 10V9H196ZM155 11V10H154ZM155 12H157V11H155ZM173 14H175V12L173 11ZM96 15V14H95ZM172 17H175V16H172ZM96 19H97V17H96ZM85 22V21H84ZM85 24H86V22H85ZM94 25H95V27H96V20H94ZM264 25V24H263ZM88 25L86 24V27H87ZM264 27V26H263ZM246 27H244V29H245ZM243 29V30H244ZM260 29V28H259ZM258 29V30H259ZM262 30H264V29H262ZM261 30V32H263ZM87 32H88V41H89V44L91 45V42H93V39H95L97 36L95 35V28H94V35L91 33V30H90V28L88 27V29H87ZM261 32H259V35L261 34ZM264 33V32H263ZM199 34H200V30H199ZM258 35V36H259ZM213 36H214V34L213 35H210V37L211 38H213ZM257 36V37H258ZM92 37V38H91ZM257 37H256V40H257ZM150 38V37H149ZM90 39L92 40V41H90ZM151 39V38H150ZM152 40V39H151ZM259 42V44H256L255 46H254V49L256 50V51H260L261 49L259 48L261 45L262 46H264L262 43H260V41H258ZM94 43V42H93ZM96 44V43H95ZM203 45H207V40H206V42L203 44ZM117 46V45H116ZM115 46V47H116ZM93 48V47H92ZM93 54H94V50H93ZM101 55L102 54V50H100V52H98L97 54H96V56L97 55ZM257 55H259V56H261V57H263V59H264V55H263V53H260V54H257ZM84 65L82 66V68L84 69ZM214 76V73H212V74H210L209 76H208V78L206 77V80H207V82H208V84H209V86H210V81L214 78L213 77ZM211 78V79H210ZM81 84H82V82H81ZM209 86L207 87L208 89H209ZM83 87V86H82ZM105 87V86H104ZM100 89H102V87L100 88ZM208 89H207V91H204V95H206L207 96V92H208ZM205 98L203 97H201V99L200 100H204ZM185 100V99H184ZM202 104H206V105H208V100H204V102L202 103ZM201 104V105H202ZM209 105H210V103H209ZM230 106V108H231V105H229ZM63 111V110H62ZM61 111V112H62ZM223 110H222V107H219L217 110H216V112H222ZM231 112H234V110L233 109H231ZM235 114H236V111L234 112ZM62 115V114H61ZM62 117H63V115H62ZM96 119V118H95ZM190 120V117L187 119V121H189ZM235 120H238V118L236 117L235 118ZM94 121V120H93ZM246 123V122H245ZM186 130V129H185ZM180 132H181V130H180ZM179 132V133H180ZM64 135H65V138H66V140H68L69 138H70V136H67L66 134H65V130L62 132ZM136 136V135H135ZM138 137H140L141 139H142V137L141 136H138ZM128 139L129 138H126V140H125V143L127 144V146H128ZM143 140V139H142ZM144 141V140H143ZM129 147V146H128ZM130 148V147H129ZM133 149V148H132ZM137 150H139L140 152L141 151H150V150H148L147 148L146 149H143V150H140V149H137ZM155 162V161H154ZM161 162V161H160ZM156 163V162H155ZM156 165V164H155ZM158 169H159V167H158ZM189 177H191V178H194V177H196V176H189ZM226 179V182H229L230 180H227V178H225ZM233 179V178H232ZM236 179H238V178H236L235 177V179L234 180H236ZM58 180H57V178H56V182H57ZM55 182V183H56ZM157 185H161L162 186V184H156V186ZM249 185H250V183H249ZM156 186H155V189H156ZM220 186V185H219ZM222 188H220L219 190H217L216 191V193H214L213 192V194H212V196L213 195H215V194H217V196L218 197H223L224 195H223V192H222V190H221ZM154 192H155V195H157V196H161L162 197V195L164 194V195H169L168 193H166L165 192V190L163 189V186H162V192H163V194H158L155 190H154ZM207 197H209V196H207ZM211 197V196H210ZM244 197V196H243ZM162 199H164V196L162 197ZM137 201V200H136ZM225 201H228L229 203L231 202V200L230 199H226ZM233 201H234V199H233ZM238 201H241V204H243V200H242V198L240 199L239 198V200ZM127 202H128V200H127ZM181 204H182V201H181ZM200 203H197L196 204V206H195V208H192L191 209V212H192V210H196V207L199 205ZM231 204V203H230ZM182 206V205H181ZM254 206H255V204H254ZM252 204H250V208L252 209L253 207H254ZM244 207H246L245 205H244ZM215 208H217V207H215ZM228 208H230V207H228ZM247 208V210L248 211H250L249 210V206H247L246 207ZM98 210H100V212H102V209H98ZM107 210V209H106ZM166 210V213H167V207L164 209V211ZM242 210H245V208H243ZM242 210H240V213H239V218L241 219V216L243 215V211ZM207 211V214H208V219H203L202 218V216L199 214V213H197V212H194V213H191V214H196L197 216H198V218L199 219H201V221L202 220H207L208 221V223L210 222V220L212 219L210 216V214H209V212H208V210H206ZM256 211H258V210H256ZM102 213H106L107 214V212H102ZM122 213H126V212H123L122 211ZM93 214V213H92ZM86 215H91V213H89V214H86ZM148 216H149V214H147ZM200 215V216H199ZM93 216V215H92ZM147 216V217H148ZM96 217V216H95ZM150 217V216H149ZM113 220L115 221V219H114V215H113ZM116 222V221H115ZM106 223V222H105ZM116 223H118L119 225H120V229L122 228L123 229V225H122V223L121 222H116ZM228 222H224V224L226 225ZM96 224V223H95ZM104 225V224H103ZM102 225V226H103ZM180 226H181V224H180ZM179 226V227H180ZM101 229H103V227H98L97 228V230H95V235H96V233H98ZM121 229V230H122ZM113 231V230H112ZM216 232H218V234L220 235V234H222L221 233V231L219 230V229H216ZM99 236H100V238H101V240L103 241V243L106 245V249L103 251V252H100V250L101 249H94V253L91 255V257H90V262H91V264H95L96 263V259L98 260V258L101 256V254H103V253H105V252H107L108 251V249H107V246H108V244L105 242V240L101 237V235L99 234ZM93 238H95V237H93ZM101 245H102V243H101ZM135 246H137V245H135ZM102 248V247H101ZM132 248H134L133 246H132ZM93 250V249H92ZM43 257V256H42ZM30 258V257H29ZM99 261V260H98ZM13 262V261H12ZM95 262V263H94ZM98 264H99V262H98ZM101 264V263H100Z\"/></svg>", "mask_w": 264, "mask_h": 264}]
</instances>
